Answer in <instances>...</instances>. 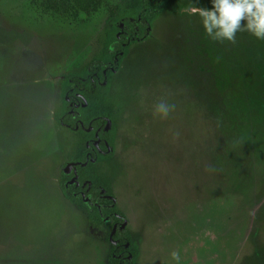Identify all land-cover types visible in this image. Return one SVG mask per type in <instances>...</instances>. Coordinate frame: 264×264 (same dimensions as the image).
I'll return each mask as SVG.
<instances>
[{
  "label": "rangeland",
  "instance_id": "374dc122",
  "mask_svg": "<svg viewBox=\"0 0 264 264\" xmlns=\"http://www.w3.org/2000/svg\"><path fill=\"white\" fill-rule=\"evenodd\" d=\"M192 5L212 0H178L130 46L103 100L115 155L96 169L127 216L131 264H176L173 251L264 264V40L214 41ZM108 10L58 18L42 0H0V264H109L108 227L59 195L81 134L53 121L62 75L101 50Z\"/></svg>",
  "mask_w": 264,
  "mask_h": 264
},
{
  "label": "trees",
  "instance_id": "16d2710c",
  "mask_svg": "<svg viewBox=\"0 0 264 264\" xmlns=\"http://www.w3.org/2000/svg\"><path fill=\"white\" fill-rule=\"evenodd\" d=\"M42 2L51 16L58 18H78L81 13L90 15L104 4L108 5V24L101 50L80 70L65 72L60 82L61 102L54 111V118L60 125L80 132L81 143L75 168L69 172L62 170L59 184L67 199L86 209L96 227H108L111 240L109 264H131L135 255L130 247L131 235L126 225L122 227L126 215L118 208L111 188L96 169L97 162L113 156L118 129L113 106L104 105L103 100L110 92L114 74L130 46L150 35L154 21L162 12L177 11L178 0Z\"/></svg>",
  "mask_w": 264,
  "mask_h": 264
},
{
  "label": "clouds",
  "instance_id": "9594fccd",
  "mask_svg": "<svg viewBox=\"0 0 264 264\" xmlns=\"http://www.w3.org/2000/svg\"><path fill=\"white\" fill-rule=\"evenodd\" d=\"M183 11L198 16L206 34L214 41L235 44L236 34L241 31L264 40V0H212L211 10L192 5ZM173 109L174 105L162 100L155 106L154 115L165 119ZM171 258L180 264L178 251H173Z\"/></svg>",
  "mask_w": 264,
  "mask_h": 264
},
{
  "label": "crops",
  "instance_id": "0c3cea01",
  "mask_svg": "<svg viewBox=\"0 0 264 264\" xmlns=\"http://www.w3.org/2000/svg\"><path fill=\"white\" fill-rule=\"evenodd\" d=\"M115 74H116V72H115ZM115 74H114V76H115ZM52 78V77H51ZM62 79V78H61ZM48 81V80H47ZM52 81V80H51ZM60 82H61V80H60ZM60 82H59V90H60ZM54 85V84H53ZM46 86H49V87H51L50 85H46ZM53 88V87H52ZM50 91V90H49ZM52 92V91H51ZM53 113H54V111H53ZM54 119V120H53ZM53 121L55 122V124H57L58 125V122L55 120V118H54V114H53ZM60 125V124H59ZM60 126H62V125H60ZM118 126V125H117ZM65 127V126H64ZM117 142V141H116ZM116 146V145H115ZM114 155H115V151H114ZM114 155L112 156V157H114ZM76 158V157H75ZM74 158L72 157V158H70V159H68V160H65L64 161V163L62 164V167H63V169H64V167L68 164V163H74V164H76V162L73 160ZM65 170V169H64ZM62 171V170H61ZM58 192H59V195H60V197H62L63 198V200H64V198H66L65 196H64V194H63V192H62V189H61V187H60V184H59V186H58ZM117 202V201H116ZM126 220H127V216H126ZM126 224H127V221H126Z\"/></svg>",
  "mask_w": 264,
  "mask_h": 264
},
{
  "label": "water",
  "instance_id": "95a60500",
  "mask_svg": "<svg viewBox=\"0 0 264 264\" xmlns=\"http://www.w3.org/2000/svg\"><path fill=\"white\" fill-rule=\"evenodd\" d=\"M110 123H111V121L109 120V121H108V127H109ZM70 166H73V165H72V164H71V165H68V167H70ZM65 171H66V170H65ZM69 171H70V170H69ZM69 171H67V172H69ZM125 225H126V222L122 224V227L125 226ZM115 229H116V225L114 226L112 233L115 231Z\"/></svg>",
  "mask_w": 264,
  "mask_h": 264
},
{
  "label": "flooded vegetation",
  "instance_id": "af4514ba",
  "mask_svg": "<svg viewBox=\"0 0 264 264\" xmlns=\"http://www.w3.org/2000/svg\"><path fill=\"white\" fill-rule=\"evenodd\" d=\"M114 151H115V149H114ZM75 162L77 163V161H76V160H75ZM97 163H98V162H97ZM75 165H76V164H74V165L72 166L71 170L75 168ZM63 170H64V169H63ZM113 199L116 201V198H115V196H114V195H113ZM116 203H117V202H116ZM125 222H126V221H125ZM109 237H110V236H109Z\"/></svg>",
  "mask_w": 264,
  "mask_h": 264
}]
</instances>
